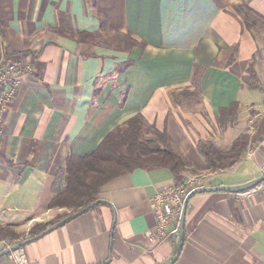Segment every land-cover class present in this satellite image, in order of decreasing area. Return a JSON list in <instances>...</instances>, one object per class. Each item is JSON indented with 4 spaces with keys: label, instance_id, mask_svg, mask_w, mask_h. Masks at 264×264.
<instances>
[{
    "label": "crops",
    "instance_id": "1",
    "mask_svg": "<svg viewBox=\"0 0 264 264\" xmlns=\"http://www.w3.org/2000/svg\"><path fill=\"white\" fill-rule=\"evenodd\" d=\"M241 1L264 23V0H0V61L31 69L0 122V226L20 235L0 237V252L69 212L48 206L69 153H92L132 116L201 168L199 141L230 143L233 127L219 125V110L257 101L243 89L259 49L233 8ZM262 173L264 135L200 187ZM173 178L167 168L116 175L99 187L94 207L0 264H167L179 232L154 239L153 205ZM186 205L173 264H264V190L196 193Z\"/></svg>",
    "mask_w": 264,
    "mask_h": 264
},
{
    "label": "trees",
    "instance_id": "2",
    "mask_svg": "<svg viewBox=\"0 0 264 264\" xmlns=\"http://www.w3.org/2000/svg\"><path fill=\"white\" fill-rule=\"evenodd\" d=\"M233 8L239 13L244 25L249 29L254 26L259 18V15L245 5L244 1ZM80 36L84 39L85 36L87 38L91 34L83 33ZM254 63L255 58H252L246 71L249 77L256 81ZM253 83H250V88H257L258 82ZM237 107L238 103L235 102V104L220 109L218 113L219 125L232 124ZM226 119L230 121L227 122ZM146 126L151 129L150 136L146 134V128H144ZM262 135H264V115L255 122L251 138L247 134L236 136L224 147L211 140L199 141L197 152L204 161V166L201 168L177 151H170L166 147L167 135L165 132L155 130L152 125H146L141 115L132 116L119 125L117 129L109 132L92 153L79 157L69 153L65 166L59 170L53 182V196L48 206L65 207L70 211L49 222L35 224L29 230L28 237L41 233L58 222L59 219L94 202L96 200L94 195H96L99 187L116 175L129 172L134 168L146 170L167 168L173 174V179L177 184L182 181L187 172L194 174H198L202 170L223 172L233 167L243 157L249 145L255 143ZM109 165H115L118 169L108 172L106 168ZM0 237L12 241L18 240L20 235L13 232L8 226H0Z\"/></svg>",
    "mask_w": 264,
    "mask_h": 264
},
{
    "label": "built area",
    "instance_id": "3",
    "mask_svg": "<svg viewBox=\"0 0 264 264\" xmlns=\"http://www.w3.org/2000/svg\"><path fill=\"white\" fill-rule=\"evenodd\" d=\"M29 66H15L2 64L0 61V122L7 105L11 102L17 87L21 84L25 72H29ZM215 172L199 173L183 178L177 184L166 187L156 195L153 205L155 228L153 237L155 240L164 239L169 233H178L183 201L190 191L201 186V183ZM264 190V181L253 188ZM18 251H14V257H18Z\"/></svg>",
    "mask_w": 264,
    "mask_h": 264
},
{
    "label": "rangeland",
    "instance_id": "4",
    "mask_svg": "<svg viewBox=\"0 0 264 264\" xmlns=\"http://www.w3.org/2000/svg\"><path fill=\"white\" fill-rule=\"evenodd\" d=\"M251 29H252L251 31L254 33V36L256 37L255 39L258 42V49H259V51L257 52V58L255 59V63H254L256 81L258 83L256 81H253V78L249 77L246 71L247 68L244 70L245 72L242 76V82H243V89L250 92L249 94H252L253 97L257 99V101L238 105L236 114L232 120L233 136L231 138V141L236 136L245 135V134H247L251 138V135L254 132L255 122H257L261 118V116L264 115V63L261 62L262 57H260L262 53L264 54V23H262L257 19L256 23ZM262 59L264 60V56ZM255 82L259 84L261 88L258 87L259 85H257V88L251 89L250 83L256 84ZM147 131L148 128H146V132ZM106 169L108 172H112L117 170L118 167L115 165H109ZM200 173H206V172H200ZM191 174L189 173V175L191 176L195 175L194 173Z\"/></svg>",
    "mask_w": 264,
    "mask_h": 264
},
{
    "label": "water",
    "instance_id": "5",
    "mask_svg": "<svg viewBox=\"0 0 264 264\" xmlns=\"http://www.w3.org/2000/svg\"><path fill=\"white\" fill-rule=\"evenodd\" d=\"M264 181V173H262L260 176L248 181V182H245V183H242V184H237V185H229V186H226V185H221V186H216V187H198L192 191H190V193H188L183 201V205H182V211H181V216H180V223H179V244H178V248H177V251L175 253V255L173 256V258L167 263V264H173L175 262V260L177 259L176 257L179 256V253L181 252V249H182V244L184 242V219H185V214H186V208H187V203H188V200L189 198L193 195V194H196V193H202V192H212V191H227V192H240V191H244V190H248L260 183H262ZM99 200H96L92 203H90L89 205H87L86 207L82 208L81 210L73 213V214H70L64 218H62L61 220H59L58 222H56L55 224L49 226L48 228H46L43 232H41L39 235H43L44 233H46L47 231H50L51 229H54V228H57L58 226H61L67 222H69L70 220L82 215L83 213H85L86 211H88L90 208L94 207V205L96 203H98ZM39 235L37 236H34V237H30V238H27L25 240H22L21 242L13 245V246H10L4 250H2L0 252V256L2 255H5V254H9L11 251L13 250H17L19 248H21L22 246H24L25 244L29 243V241L31 242L33 239H35V237H38ZM110 259V253H109V258L108 260Z\"/></svg>",
    "mask_w": 264,
    "mask_h": 264
}]
</instances>
